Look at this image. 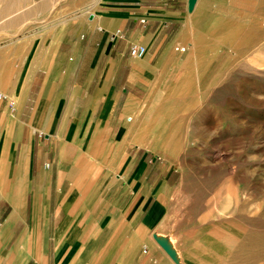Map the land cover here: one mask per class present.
Returning a JSON list of instances; mask_svg holds the SVG:
<instances>
[{
  "label": "crops",
  "instance_id": "1",
  "mask_svg": "<svg viewBox=\"0 0 264 264\" xmlns=\"http://www.w3.org/2000/svg\"><path fill=\"white\" fill-rule=\"evenodd\" d=\"M56 2L38 0L31 14ZM73 9L65 25L0 46V88L16 99L0 101V264H173L154 240L178 230L166 219L176 169L166 148L144 142L156 115L147 98L171 85L178 36L197 61L195 17L187 26L185 0ZM133 43L146 53L131 57Z\"/></svg>",
  "mask_w": 264,
  "mask_h": 264
},
{
  "label": "rangeland",
  "instance_id": "2",
  "mask_svg": "<svg viewBox=\"0 0 264 264\" xmlns=\"http://www.w3.org/2000/svg\"><path fill=\"white\" fill-rule=\"evenodd\" d=\"M69 1L76 10L94 0H57L45 15L31 14L38 0H27L26 7L24 1L0 0V46L19 40L28 29L65 25L72 18L63 15ZM196 1L189 17L185 0L187 26L194 16L203 36L197 61H190V40L182 42L189 50H175L178 36L177 59L171 62L176 65L167 73L171 85L164 80L147 98V111L153 108L149 114L156 115L144 142L151 137L159 149L166 148L176 169L175 198L166 202V219L178 230L168 238L155 234L154 242L166 256L163 247L174 245L178 264H230L236 239L227 240L225 230L248 232L264 242V39L246 55L216 35L221 21H229L223 32L232 22L247 27L255 17V0ZM252 264H264V257Z\"/></svg>",
  "mask_w": 264,
  "mask_h": 264
},
{
  "label": "bare ground",
  "instance_id": "3",
  "mask_svg": "<svg viewBox=\"0 0 264 264\" xmlns=\"http://www.w3.org/2000/svg\"><path fill=\"white\" fill-rule=\"evenodd\" d=\"M189 1H190V3H189L190 12L188 15L190 17L193 14V11L195 9L197 1L196 0H189ZM254 10H255L256 15L254 14L255 17L252 18V21L249 23V25L247 27H244L242 25L239 26L238 24L235 25V23L232 22L231 25L229 24L230 25L229 27L225 28L226 31L223 32L224 28H222V27H224L226 24H228L229 21L228 22H224V21L219 22L221 25V28H220L221 30H219V32L217 31V33H216L217 38H219V35H220L222 38V41L224 43L228 44L230 47H232V49H233V47H235L237 50H239L241 52V54L246 53V55H247V52H246L247 50H249L255 44H258V43L261 44V42L264 39V31H262V29H261V26L264 25V0H255ZM190 29L193 32V34H196V37H198V39H199L198 34L194 32L193 28H190ZM202 29H204V28H202ZM202 37L203 36L201 35L200 38H202ZM178 46H184L185 52L187 50H189V45H187V44H184V45L178 44ZM184 51L178 50V52H184ZM248 53H250V51ZM241 56H243V55H241ZM176 82H178V81L176 80ZM170 84H171V81H170ZM178 84H179V82H178ZM178 84L176 83L177 86L175 84H173V85H175V87H178ZM172 92H174V91H172ZM2 93H4V92H2ZM141 128L142 127H139V129H141ZM143 130H147V128L143 129ZM139 135H142V134L139 133ZM226 232H228V235L226 234V237H225V238H227V240L233 242L234 241L233 239H236V242L234 243L235 247L234 246L232 247L233 249L231 252L232 257L230 260L231 261L230 264H252V261H255V259L264 257V242H262V245H261L258 239H254L253 237H251L249 235L246 236V234L248 233L247 231H246L247 233L245 234L244 231H239V230L235 231V229L232 228V229H229L228 231L225 230V233ZM230 239H232V240H230ZM171 246H172V250H170L171 248L168 249L169 248V246H168L167 248L163 247V251L166 252V254H168V257L173 264H178L177 263V261H178L177 257L179 256L178 255L179 253L177 252V250L175 248H173L174 245H171ZM194 247H196V245ZM175 253H177V254H175Z\"/></svg>",
  "mask_w": 264,
  "mask_h": 264
},
{
  "label": "built area",
  "instance_id": "4",
  "mask_svg": "<svg viewBox=\"0 0 264 264\" xmlns=\"http://www.w3.org/2000/svg\"><path fill=\"white\" fill-rule=\"evenodd\" d=\"M167 1H173V0H167ZM175 50L184 51V46L175 47ZM146 51H147L146 47L138 43L130 44L128 48V53L131 57H141L146 53ZM3 100L8 101L11 107H14V105L16 104V99L13 96L0 92V101ZM39 135L43 136V133L40 132ZM46 166H48V164H46Z\"/></svg>",
  "mask_w": 264,
  "mask_h": 264
}]
</instances>
